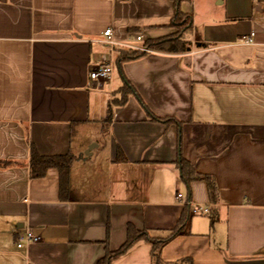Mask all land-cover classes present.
Instances as JSON below:
<instances>
[{"label":"crops","instance_id":"obj_1","mask_svg":"<svg viewBox=\"0 0 264 264\" xmlns=\"http://www.w3.org/2000/svg\"><path fill=\"white\" fill-rule=\"evenodd\" d=\"M176 8L0 0V160L12 162L0 168V264H97L128 225L164 241L166 264H264V0L183 1L188 52L116 61L172 36ZM107 29L120 44L115 70L92 80L111 54ZM31 146L73 156L65 198L57 169L31 177ZM182 159L214 179L216 200L204 180L184 179ZM26 229L40 240L19 248ZM152 251L139 240L111 264H154Z\"/></svg>","mask_w":264,"mask_h":264},{"label":"trees","instance_id":"obj_2","mask_svg":"<svg viewBox=\"0 0 264 264\" xmlns=\"http://www.w3.org/2000/svg\"><path fill=\"white\" fill-rule=\"evenodd\" d=\"M186 0H174L176 4V12L172 20V25L181 29L176 35H172L167 38L146 41L143 46L147 47L149 50L167 52V53H185L190 50V42L185 39V34L188 33L191 28V15H186L179 9V4ZM198 47H206L205 44H198ZM143 53L140 51L133 50H119L117 56V62L121 63L123 61L136 59L142 56ZM124 99L128 95L129 91H134L133 88L128 84L123 90ZM145 107V106H144ZM147 109V108H146ZM148 113L149 110L147 109ZM150 114V113H149ZM153 120L163 121L165 123H172L174 119L172 118H159L150 114ZM112 119L111 112L109 113L105 122H110ZM73 161V156L71 154L65 155H54V156H43L41 155L34 146H31L30 154V172L32 178H41L46 175L47 171L51 168H55L59 172V182H60V194L62 197H66L69 190V175H70V165ZM12 164L11 161L0 160V168H6ZM181 168L183 172L184 179L189 183L192 180H204L209 189L210 196L213 200L217 199V187L214 179L208 175H201L194 172L189 168V172H185L186 162L181 160ZM186 218H181L178 226L175 228L174 232H180L183 225H185ZM139 240H148L153 243V263L154 264H166L161 261L160 249L164 241L152 240L146 231H139L134 226L128 225L127 227V239L124 244L115 251H111L106 247L105 255L98 261L97 264H111L112 261L123 254H125L136 242ZM176 264V263H167ZM190 264H192L190 262Z\"/></svg>","mask_w":264,"mask_h":264},{"label":"built area","instance_id":"obj_3","mask_svg":"<svg viewBox=\"0 0 264 264\" xmlns=\"http://www.w3.org/2000/svg\"><path fill=\"white\" fill-rule=\"evenodd\" d=\"M105 39L102 41L104 44L108 45L111 50L110 57L108 59H105L101 61L95 68L92 69L90 73V78L92 80H110L112 77V74L115 70V48L120 45L113 37V30L107 29L104 32ZM254 33H251L250 35H245L241 37V42L243 44H251L253 42ZM137 41H142V38L140 36L137 37ZM136 50L140 52H149L147 47L141 46L136 48ZM178 199L182 200V194H178ZM189 204H192L189 202ZM193 205V204H192ZM193 213H199V214H207L209 213V209L203 206H197L195 205L192 209ZM40 240V237L35 235L30 229H26L23 234H21L17 240V246L19 248H22L24 246H29L31 243L38 242Z\"/></svg>","mask_w":264,"mask_h":264},{"label":"rangeland","instance_id":"obj_4","mask_svg":"<svg viewBox=\"0 0 264 264\" xmlns=\"http://www.w3.org/2000/svg\"><path fill=\"white\" fill-rule=\"evenodd\" d=\"M179 32H181V29L177 28V29H176V32H175L173 35H176V34H178Z\"/></svg>","mask_w":264,"mask_h":264}]
</instances>
